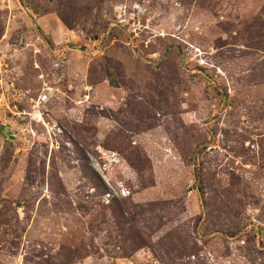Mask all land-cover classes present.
Instances as JSON below:
<instances>
[{
	"label": "rangeland",
	"instance_id": "obj_1",
	"mask_svg": "<svg viewBox=\"0 0 264 264\" xmlns=\"http://www.w3.org/2000/svg\"><path fill=\"white\" fill-rule=\"evenodd\" d=\"M0 264H264V0H0Z\"/></svg>",
	"mask_w": 264,
	"mask_h": 264
}]
</instances>
